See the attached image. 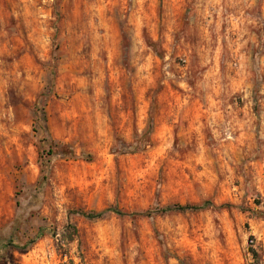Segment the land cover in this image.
Wrapping results in <instances>:
<instances>
[{
	"label": "rangeland",
	"instance_id": "rangeland-1",
	"mask_svg": "<svg viewBox=\"0 0 264 264\" xmlns=\"http://www.w3.org/2000/svg\"><path fill=\"white\" fill-rule=\"evenodd\" d=\"M69 260L264 264V0H0V264Z\"/></svg>",
	"mask_w": 264,
	"mask_h": 264
},
{
	"label": "trees",
	"instance_id": "trees-1",
	"mask_svg": "<svg viewBox=\"0 0 264 264\" xmlns=\"http://www.w3.org/2000/svg\"><path fill=\"white\" fill-rule=\"evenodd\" d=\"M54 4L56 5V2H54ZM153 46V43L151 44ZM55 150V148H49L48 151H53ZM135 150H137V145L136 144H130L128 150H126V152H134ZM59 152H62L64 153L62 150H58ZM119 152V151H118ZM124 152V150L122 151ZM207 203V202H206ZM195 206H191L189 204H185V205H176L174 207H167V208H164L165 210H171V209H176V210H186V209H190V208H194ZM147 212V211H146ZM83 214L87 215L88 217H91V218H94V217H98L101 215V212L100 213H92V212H82ZM250 253L253 257L256 256V252L254 249L250 248ZM72 260H69L68 261V264H72Z\"/></svg>",
	"mask_w": 264,
	"mask_h": 264
}]
</instances>
